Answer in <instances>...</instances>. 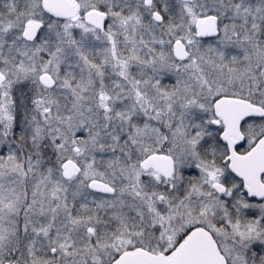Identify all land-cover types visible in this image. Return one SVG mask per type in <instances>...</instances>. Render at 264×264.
I'll use <instances>...</instances> for the list:
<instances>
[{"label": "snow or ice", "instance_id": "snow-or-ice-1", "mask_svg": "<svg viewBox=\"0 0 264 264\" xmlns=\"http://www.w3.org/2000/svg\"><path fill=\"white\" fill-rule=\"evenodd\" d=\"M0 264H264V0H0Z\"/></svg>", "mask_w": 264, "mask_h": 264}]
</instances>
